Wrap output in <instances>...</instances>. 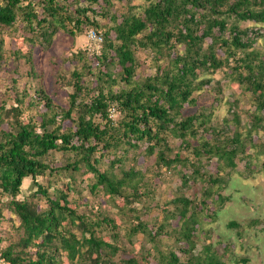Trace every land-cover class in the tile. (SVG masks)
I'll use <instances>...</instances> for the list:
<instances>
[{
  "label": "trees",
  "instance_id": "trees-1",
  "mask_svg": "<svg viewBox=\"0 0 264 264\" xmlns=\"http://www.w3.org/2000/svg\"><path fill=\"white\" fill-rule=\"evenodd\" d=\"M113 1L0 0V68L4 32L23 30L27 45L45 48L59 31L75 37L93 30L101 37L98 53L70 55L81 67L70 72L66 83L71 88L67 108L56 105L41 87L16 94L9 107L0 103V193L9 196L0 205V217L6 209L19 220L15 239H5L0 261L225 264L205 243L209 231L202 219L215 216L228 200L221 195L225 177L236 169L237 158L251 161L247 146L258 154L264 151V142L256 146L252 139L253 132L264 131V51L254 45L264 38V0H144L143 6L116 0L123 3L120 12L111 10ZM98 16L108 21L102 25ZM245 22L255 27L240 28ZM139 50L153 54V75H138ZM217 73L241 87L226 100L231 119L218 128L211 121L213 104L223 94L220 81L212 78ZM203 91L214 93L210 107H197ZM240 94L251 97L249 122L242 127L246 133L235 129L226 134L222 131L229 122L240 123ZM111 107L116 121L109 117ZM194 108L198 111L186 114ZM140 144H146L144 153L153 156L158 168L178 180L161 203L152 183L129 165L134 157L129 148ZM212 165L215 172L209 170ZM66 173L68 182L72 174L86 181L92 194L102 191L111 200H122L118 208L129 224V246L117 243V224L99 206L79 211L83 204L70 199L79 194L74 183L59 186ZM44 176L52 182L37 181ZM26 180L33 188L19 199ZM195 184L199 196H187ZM155 208L162 217L145 219ZM227 226L240 228L234 221ZM138 235L140 248L132 244Z\"/></svg>",
  "mask_w": 264,
  "mask_h": 264
},
{
  "label": "rangeland",
  "instance_id": "rangeland-1",
  "mask_svg": "<svg viewBox=\"0 0 264 264\" xmlns=\"http://www.w3.org/2000/svg\"><path fill=\"white\" fill-rule=\"evenodd\" d=\"M113 4L112 11H123V3L114 0ZM130 4L143 6L146 3L144 0H130ZM107 17L98 16L96 19L103 25L108 21ZM239 26L240 28L255 27L254 24H249L248 22L240 23ZM91 31L93 30H89L88 32ZM262 31L264 33V27ZM88 32L71 37L63 31H59L48 48L38 45L34 47L27 45L23 39L28 36L23 30L18 29L14 34L4 32L2 34L3 45L1 47L4 63L2 62L0 68V103H5L6 107H9L16 94L23 93V90L31 92L33 89L41 87L56 105L67 108L68 94L71 92V88L66 83L69 80L70 72L75 68L79 69L81 67L79 62L70 59V55L83 50L88 53L86 56H90L92 53H98L101 49V44L92 43ZM254 45L264 51V38L257 40V43ZM136 54L141 64L138 75H153L155 71L151 66L152 62L150 59V56L152 57L153 54L151 52L145 53L141 50L137 51ZM137 78L138 76L136 75L134 79L136 80ZM212 78L220 81L222 85L223 94L221 100L216 105L213 102L214 93L203 91L198 96L200 98L197 107L199 105L210 107L209 105L213 102V106L216 107L212 106L211 121L213 126L218 128L221 127L224 119H231L232 113L229 111L226 100L233 92L240 93L241 87L237 85V82H232L229 78L223 77L222 73H217ZM84 80L86 81V79ZM250 102L251 97L249 94H240L237 109L240 123L233 124V122H229V128H223L224 131L222 132L228 134L235 129H239L243 134L246 133V129L242 127L247 126L249 122L247 109ZM253 109L251 107L250 110L253 111ZM40 110L41 108H39ZM194 111L197 112L198 109L188 110L186 114H191ZM26 114L27 111L25 112ZM261 115L264 116V111H261ZM109 117L112 121L118 119L117 112L113 107L109 109ZM65 125L68 126L69 124L65 123ZM2 128L5 129L6 125H3ZM252 139L256 146L260 145L264 142V131L253 132ZM168 143L175 147L178 146V141L173 138H168ZM145 147L146 144H140L138 149L129 148L128 155L133 154L134 157H130V161L128 162H130L129 165L134 166L136 171H141L145 175L146 178L144 179L152 183L155 192L160 197L156 201L161 203L168 198V192H173L177 188L178 180L173 172L158 168L154 163L153 156L147 157L144 153ZM246 151V154H250L251 161L249 162L246 158H237L235 160L236 169L229 176L225 177L226 186L221 191V195L228 197V200L223 207L216 210L215 216H211L210 218L204 217L202 219L203 228L209 231V236L205 239V243H210L215 247L217 252L223 256L222 259L225 264H237L236 262L238 264H264V151L258 154L255 149L249 146H247ZM182 154L187 157L189 156V153L185 150ZM107 163L108 159L106 158L102 163V168H105ZM55 165L58 167L60 164L57 163ZM214 166L210 167L209 170L211 172H215ZM127 167L128 165L125 168ZM72 175L73 180L70 182H68L69 173L61 175L59 186H64L67 182L74 183L79 194H71L70 199L75 197L80 204H83V208L80 207L79 211H84L87 206L89 208L92 207L93 210L99 206L102 212L113 218L117 224V232L119 233L117 243L129 246L131 243L125 238L126 228L129 224L123 221L118 208V206L122 205V200L119 198L111 200L102 191L92 194L86 186V181H80L79 178L74 180L78 175ZM52 180L53 178H47V176L37 179L41 184L51 183ZM22 187V192L18 196L19 199L30 195L29 192L33 188L30 180H26ZM199 194V184L192 185L186 190L187 196L195 195L197 198ZM7 199H9L7 194L0 193V205L6 202ZM137 207L139 208V205ZM150 216L157 217L158 219L162 217L156 208L151 209L146 214L145 219L146 217L150 218ZM230 221L236 222L240 228H228L227 223ZM18 225L19 220L16 216L6 209L1 210L0 250L7 244L5 239L8 236L15 239L14 229ZM141 243V235L132 240V244H135L137 247ZM144 248L148 249L149 247L144 246ZM242 259L246 263H242ZM0 264H2L1 261Z\"/></svg>",
  "mask_w": 264,
  "mask_h": 264
},
{
  "label": "built area",
  "instance_id": "built-area-1",
  "mask_svg": "<svg viewBox=\"0 0 264 264\" xmlns=\"http://www.w3.org/2000/svg\"><path fill=\"white\" fill-rule=\"evenodd\" d=\"M88 34H89V39L95 44L101 42V37L97 35L95 32L91 31Z\"/></svg>",
  "mask_w": 264,
  "mask_h": 264
}]
</instances>
